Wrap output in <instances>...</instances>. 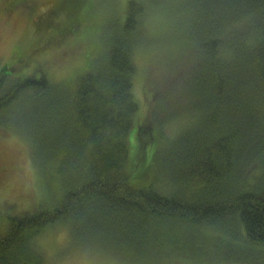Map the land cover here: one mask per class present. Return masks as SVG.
I'll return each instance as SVG.
<instances>
[{"label":"trees","instance_id":"1","mask_svg":"<svg viewBox=\"0 0 264 264\" xmlns=\"http://www.w3.org/2000/svg\"><path fill=\"white\" fill-rule=\"evenodd\" d=\"M173 4L186 22L179 36ZM150 6L163 7L183 52L192 46L185 98L195 119L169 135L158 124L147 135L133 128V52ZM80 9L62 0L48 12L72 13L59 29L67 33ZM117 20L102 53L72 79L0 67V126L28 140L48 194L33 213L0 218V264H40L31 238L56 222L79 242L106 233L140 257L155 247L187 254L178 245L189 231L215 250L263 249L264 0H127ZM155 109L170 123V106Z\"/></svg>","mask_w":264,"mask_h":264},{"label":"rangeland","instance_id":"2","mask_svg":"<svg viewBox=\"0 0 264 264\" xmlns=\"http://www.w3.org/2000/svg\"><path fill=\"white\" fill-rule=\"evenodd\" d=\"M58 1L62 0H20L6 9L7 0H0V67L8 65L7 70L16 76L44 75L53 82L72 79L108 45L127 4V0H74L84 15L77 27L66 33L59 29L72 13L60 11L51 16L48 12ZM167 11L179 36L185 18L176 4ZM169 20L163 7L150 6L143 16L146 39L133 52V92L139 104L133 128L138 127L144 135L152 132L156 124L169 135L183 126L186 117L189 125L195 119L185 98L190 96L185 78L193 65L189 50L192 46L182 51ZM167 106L172 108L168 110L170 123L155 117L153 110ZM145 126L146 131L142 130ZM11 129L0 126V218L31 214L38 205L46 204L48 195L41 185L42 176L28 140ZM147 172L146 169L141 175L147 177ZM191 232L185 235L186 244L178 245L187 254H172L155 247L140 257V252L126 243H114L113 236L106 233L99 234L97 241L91 234L88 242H79L69 225L56 222L31 238V246L40 253V264H264V248L249 250L239 244L229 250H215L208 243L199 244ZM232 250H237V257L232 256Z\"/></svg>","mask_w":264,"mask_h":264}]
</instances>
